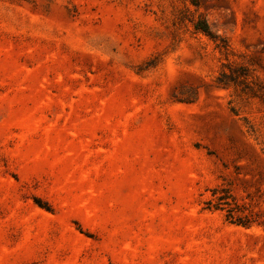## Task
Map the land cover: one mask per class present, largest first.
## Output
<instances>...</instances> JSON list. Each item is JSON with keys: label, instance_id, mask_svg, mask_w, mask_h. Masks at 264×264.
<instances>
[{"label": "rangeland", "instance_id": "obj_1", "mask_svg": "<svg viewBox=\"0 0 264 264\" xmlns=\"http://www.w3.org/2000/svg\"><path fill=\"white\" fill-rule=\"evenodd\" d=\"M0 264H264V0H0Z\"/></svg>", "mask_w": 264, "mask_h": 264}, {"label": "trees", "instance_id": "obj_2", "mask_svg": "<svg viewBox=\"0 0 264 264\" xmlns=\"http://www.w3.org/2000/svg\"><path fill=\"white\" fill-rule=\"evenodd\" d=\"M192 2L196 4L195 1ZM193 24L196 30L204 32L210 36L216 42L217 47L222 48L228 46L226 39L222 41L225 44L217 42L219 38L221 40L222 38L212 30V27L207 19L199 18L194 21ZM220 81L224 82L226 85L231 84V81H223L221 78ZM212 192L213 198L206 201V208L225 211L226 220L233 224L249 227L255 221L249 214L244 213V206L237 204L235 201L232 202L234 197H232L226 189L216 187L212 190Z\"/></svg>", "mask_w": 264, "mask_h": 264}]
</instances>
